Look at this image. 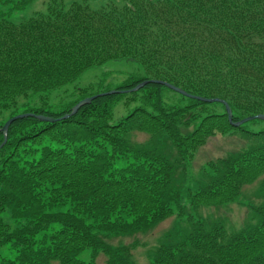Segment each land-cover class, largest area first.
Listing matches in <instances>:
<instances>
[{"label": "trees", "instance_id": "obj_1", "mask_svg": "<svg viewBox=\"0 0 264 264\" xmlns=\"http://www.w3.org/2000/svg\"><path fill=\"white\" fill-rule=\"evenodd\" d=\"M32 2L0 5V129L19 114H69L102 92L76 87L53 113L55 92L117 61L142 67L118 91L160 80L226 102L233 122L264 115V0H52L11 20ZM120 104L130 112L115 123ZM137 133L148 140L133 143ZM237 134L254 140L188 178L210 138ZM261 176L264 121L234 127L225 104L159 84L99 97L55 123L19 119L0 149V250L17 255L0 264H97L101 255L106 264H140L129 246L108 240L150 233L173 217L175 229L148 264H264V181L260 204L243 197ZM237 201L251 212L240 231L202 215Z\"/></svg>", "mask_w": 264, "mask_h": 264}, {"label": "rangeland", "instance_id": "obj_2", "mask_svg": "<svg viewBox=\"0 0 264 264\" xmlns=\"http://www.w3.org/2000/svg\"><path fill=\"white\" fill-rule=\"evenodd\" d=\"M10 0H0V5L3 2ZM18 1V0H12ZM52 0H33V2L24 10L15 12L11 20L15 23H20L23 19L29 18L34 13L39 12L45 8V6ZM66 4H70L79 0H63ZM93 6H100L101 4L109 0H87ZM9 5L1 6V10L7 12ZM142 72V67L133 66L132 63L117 61L110 62L106 65L91 69L87 71L84 76L77 81L74 85L69 87V92L65 93L64 90L55 92L56 103L59 107L49 109L53 113H58L62 110L64 105L70 102V92L76 87L85 88L91 87L89 93L102 92L106 93L109 91H115L118 87L125 84V81L135 71ZM143 76V75H141ZM99 93V94H102ZM130 109H127L122 104L118 105L114 110V122L116 123L121 118L128 115ZM253 125V124H251ZM131 141L135 144H141L148 140L149 136L145 134H134L131 136ZM254 139L245 135H234L231 137H223L217 135L215 138H210L208 143L201 148L194 162L189 167L188 178L192 179L199 176L200 169L208 161L215 160L217 158L227 156L229 151L239 150L241 148L249 147ZM264 176H261L251 186H246L243 193V197L247 200L252 201L255 204H260L262 201L256 196L263 195V189L261 188ZM185 195L186 190H183ZM205 218H208L213 223H221L227 233H235L240 231L244 227H247L251 223V212L249 208L241 201H237L234 204L218 207V208H205L202 212ZM175 217L170 218L159 225L154 231L146 234H138L129 237H111L108 240L114 246H129L132 249L134 259L140 264L149 263V253H154L160 244L166 241L167 233L173 231L175 228ZM174 228V229H173ZM173 229V230H172ZM17 253L14 249L5 247L0 250V258L14 259ZM89 252L84 256L87 257ZM97 264H106V258L101 255L97 259Z\"/></svg>", "mask_w": 264, "mask_h": 264}, {"label": "water", "instance_id": "obj_3", "mask_svg": "<svg viewBox=\"0 0 264 264\" xmlns=\"http://www.w3.org/2000/svg\"><path fill=\"white\" fill-rule=\"evenodd\" d=\"M148 84H159V85H163V86H166L167 88L173 90L176 93H179V94H181L183 96H186L188 98L197 99V100L202 101V102H207V103L220 102L222 104H225L226 109H227V113L229 115V120L232 123V125L235 126V127H240L243 124L248 123V122L253 121V120H256V119H260V120L264 121V115H257V116L247 117V118H245V119H243V120H241L239 122L234 123L233 122V118H232V110H231L230 106L226 102H224V101H222L220 99H212V98H204V97L193 96V95H190V94L186 93L184 90H182V89H180V88H178V87H176V86H174L172 84H169V83H167L165 81H160V80H146V81L140 83L139 85H137L135 88H133L131 90H120V91L115 90V91H109V92H106V93L97 94V95H94V96H91V97H87V98L81 100L79 103H77L72 108V110H71V112L69 114L64 115L63 117L58 118V119L52 118V117H49V116H44V115H37V114H20V115L14 116V117L10 118L5 123V125L0 129V132H2L4 134V136H5V141L0 146V149L6 143L7 135H8V131H9L10 126L15 121H17L19 119L33 117V118H36V119L40 120L41 122L55 123L58 120H65V119H68V118L76 115L78 113V111L80 110L81 107H83L85 105L91 104L94 100H96L99 97H105V96L114 95V94H117V93L123 94V93H127V92H136V91H139L140 89L144 88Z\"/></svg>", "mask_w": 264, "mask_h": 264}]
</instances>
